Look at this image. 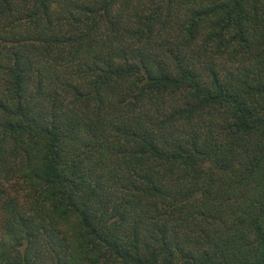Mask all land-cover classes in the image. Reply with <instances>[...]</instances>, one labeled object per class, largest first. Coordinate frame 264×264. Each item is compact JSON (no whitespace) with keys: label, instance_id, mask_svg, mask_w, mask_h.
<instances>
[{"label":"trees","instance_id":"trees-1","mask_svg":"<svg viewBox=\"0 0 264 264\" xmlns=\"http://www.w3.org/2000/svg\"><path fill=\"white\" fill-rule=\"evenodd\" d=\"M0 264H264V0H0Z\"/></svg>","mask_w":264,"mask_h":264},{"label":"rangeland","instance_id":"rangeland-1","mask_svg":"<svg viewBox=\"0 0 264 264\" xmlns=\"http://www.w3.org/2000/svg\"><path fill=\"white\" fill-rule=\"evenodd\" d=\"M0 221H1V218H0Z\"/></svg>","mask_w":264,"mask_h":264}]
</instances>
